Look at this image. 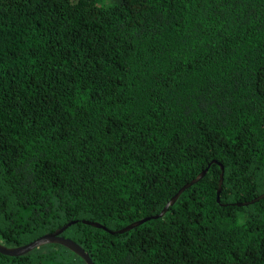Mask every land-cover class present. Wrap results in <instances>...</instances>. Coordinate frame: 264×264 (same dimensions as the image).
<instances>
[{"label":"trees","instance_id":"obj_1","mask_svg":"<svg viewBox=\"0 0 264 264\" xmlns=\"http://www.w3.org/2000/svg\"><path fill=\"white\" fill-rule=\"evenodd\" d=\"M63 227L93 264H264V0H0V243Z\"/></svg>","mask_w":264,"mask_h":264},{"label":"water","instance_id":"obj_2","mask_svg":"<svg viewBox=\"0 0 264 264\" xmlns=\"http://www.w3.org/2000/svg\"><path fill=\"white\" fill-rule=\"evenodd\" d=\"M204 172H202L198 177H196L194 180H192L190 183L196 181L198 178H200L203 175ZM222 179V176L220 178V181ZM190 183L184 185L173 197L172 199L168 202V204L160 211V213L157 216H161L166 209L168 208L169 205H171L176 198L178 197V195L180 194V192L187 187ZM140 222H142V220H139L137 222H134L128 226H126L125 228L121 229L119 232H123L126 231L130 228H132L133 226L139 224ZM94 225L100 226L99 223H92ZM64 229L60 228L57 229L56 231H54L53 233H48L45 235H42L36 239H34L33 241H31L30 243L26 244V245H22V246H18V247H7L3 244L0 243V252L5 253V254H9V255H19L21 253H25L26 251L39 246L41 244H45V243H60L63 244L65 246H67L68 248L72 249L75 253H77L78 255H80L87 264H93L92 261L90 260V258L88 257V255L85 253V251L82 249V247H80L77 243H75L74 241L65 238V237H61L59 236V233Z\"/></svg>","mask_w":264,"mask_h":264}]
</instances>
